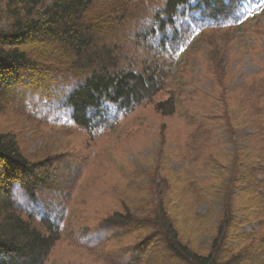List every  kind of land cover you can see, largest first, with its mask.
<instances>
[{
  "label": "trees",
  "instance_id": "16d2710c",
  "mask_svg": "<svg viewBox=\"0 0 264 264\" xmlns=\"http://www.w3.org/2000/svg\"><path fill=\"white\" fill-rule=\"evenodd\" d=\"M263 3L0 0V114L20 123L31 120L43 127L74 128L85 141L82 147L96 144L120 120L145 105L153 104L163 116H174L182 87L170 83L165 53L182 54L183 40L193 39L195 27L200 34H209L202 44L210 48L207 55L215 70L227 55L215 46L217 36L235 32L264 36L260 22L251 26L249 17L253 7ZM173 88H179V93ZM239 91L235 113L245 115L254 132L248 135V143L242 148L235 145L233 154L224 149L213 153L218 146L210 141L195 150L198 129L213 116L191 113L188 124L197 127L187 137L185 152L193 149L204 156L207 166L202 178L198 171H185L186 185L171 194L173 202L180 198L182 209L188 202H222L210 246L203 249L181 239L171 215L175 209L164 199L167 183L159 170H144L133 174L138 175V196L150 192L157 203L152 201L139 213L126 203L108 211L89 232L102 245H98L100 260L107 264H264V216L258 218L260 229L247 233L243 228L254 224V219L237 217L235 209V199L241 196L252 197L264 209V200L258 199L264 197L260 192L264 180L258 178L264 176V70ZM232 116L226 105L222 117L229 123ZM221 118L216 122L221 124ZM223 127L239 135L232 123ZM24 134L0 129V264L48 262L61 240L85 169L79 154L74 158L67 150L26 153L21 142ZM94 163L95 157H90L87 165ZM129 238L134 241L127 245ZM109 242L117 247L106 249Z\"/></svg>",
  "mask_w": 264,
  "mask_h": 264
},
{
  "label": "rangeland",
  "instance_id": "374dc122",
  "mask_svg": "<svg viewBox=\"0 0 264 264\" xmlns=\"http://www.w3.org/2000/svg\"><path fill=\"white\" fill-rule=\"evenodd\" d=\"M249 17L251 26L259 21L264 32V3L255 5ZM193 30L197 32L193 39L187 37L183 40L185 47L182 54L175 56L168 52L164 55L172 76L170 83L182 87L181 97L176 98L178 107L174 116H163L155 111L153 104L145 105L136 114L120 120L96 144L82 147L85 141L74 128L63 125L43 127L31 120L20 123L13 116L0 114L1 130L9 129L19 134L25 132L21 142L26 153L37 156L67 150L74 158L79 154L84 163L83 178L70 204L61 240L55 244L46 264H107L98 256V245H102L93 241L94 236L89 232L107 216L108 211L121 203H126L136 213L147 205L151 207L152 201L157 203L150 192L145 191L138 196V175H133L137 171H160L168 188L164 199L170 208L175 209L171 215L185 243L188 241L193 246L197 243L204 249L214 240L223 211L219 199L210 203L188 202L183 209L178 207L179 197L171 201L173 191L186 185L185 171H198L197 176L202 178L207 166L204 156L193 149L185 152L187 137L193 135L197 127L189 125L188 119L192 117L191 113L213 116L198 129L200 137L193 142L196 143L195 150H200L198 146H206L210 141L218 146L213 153L224 149L233 154L235 145L242 148L248 143V135L254 133L251 123L245 115L236 114L235 109L241 96L239 89L251 84L256 74L264 70V36L238 32L217 36L215 46L226 51L227 55L224 63L215 64L219 70L215 68L212 71L207 55L210 48L202 44L209 34L202 35L195 27ZM173 89L179 93V88ZM226 105L233 114L229 123L222 117ZM217 117H222L221 124L216 122ZM231 123L239 135L234 136V132L223 127ZM197 125H200L199 121ZM210 128L215 130L213 134L207 132ZM232 141L236 144H231ZM86 153L88 156L85 158ZM90 157H95V163L87 165ZM258 178L264 180L261 174ZM260 192L264 195V188H260ZM251 198L241 196L235 199V209L239 210L236 216L246 215L254 219V224L244 226L243 231L247 233L260 229L258 218L264 216L262 204L257 200L252 202ZM258 199L263 201L264 197ZM205 217L208 220H204ZM125 240L128 245L134 238ZM116 247L109 242L106 249Z\"/></svg>",
  "mask_w": 264,
  "mask_h": 264
}]
</instances>
